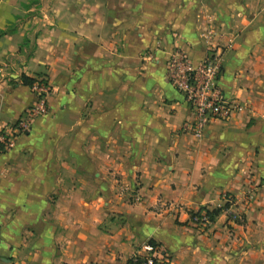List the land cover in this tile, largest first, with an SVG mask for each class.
<instances>
[{
    "label": "crops",
    "instance_id": "0c3cea01",
    "mask_svg": "<svg viewBox=\"0 0 264 264\" xmlns=\"http://www.w3.org/2000/svg\"><path fill=\"white\" fill-rule=\"evenodd\" d=\"M0 31V129L36 101L21 74L51 88L0 152V264H264V0H0ZM175 47L222 54L237 106L200 137ZM228 198L238 220L192 221Z\"/></svg>",
    "mask_w": 264,
    "mask_h": 264
},
{
    "label": "built area",
    "instance_id": "2783aa9c",
    "mask_svg": "<svg viewBox=\"0 0 264 264\" xmlns=\"http://www.w3.org/2000/svg\"><path fill=\"white\" fill-rule=\"evenodd\" d=\"M201 34L210 39L212 30L204 29ZM221 63L222 54L214 49L199 64H195L189 55L178 47L171 48L169 52L166 63L167 75L174 86L184 95L185 101L193 111L194 118L191 121H186L183 126L185 130L195 136L200 137L211 120H225L230 117L237 107L235 103L222 96L219 88L218 75ZM31 88L37 97L33 106L26 110L17 124L7 127L0 133V144L4 145L6 149L10 148L19 133L29 130L36 117L47 111L49 85L35 84ZM225 202L229 203L228 207L224 209L229 220H238L239 214L230 208L233 199L228 198ZM191 218L193 222L202 227L211 223L206 214L195 215ZM159 256L160 252L156 247L147 245L145 255L135 257L133 261L136 264H156Z\"/></svg>",
    "mask_w": 264,
    "mask_h": 264
},
{
    "label": "trees",
    "instance_id": "16d2710c",
    "mask_svg": "<svg viewBox=\"0 0 264 264\" xmlns=\"http://www.w3.org/2000/svg\"><path fill=\"white\" fill-rule=\"evenodd\" d=\"M20 80L23 84L28 85L29 87H32L33 85H42V84H48L47 80L44 78H39V77H29L26 76L25 74H21L20 75ZM49 91H51V88L49 87ZM17 124V123H16ZM15 125V124H14ZM0 148H1V152L5 151L6 148L4 147V145L0 144ZM229 205V203H226L224 206H220V207H216L213 209H207V208H203L201 211L197 212V213H192V216L195 215H203L206 214L209 218V220L212 222L214 221V219L224 211L225 208H227Z\"/></svg>",
    "mask_w": 264,
    "mask_h": 264
},
{
    "label": "rangeland",
    "instance_id": "374dc122",
    "mask_svg": "<svg viewBox=\"0 0 264 264\" xmlns=\"http://www.w3.org/2000/svg\"><path fill=\"white\" fill-rule=\"evenodd\" d=\"M3 31H0V34L2 33ZM32 89V88H31ZM33 91V90H32ZM34 92V91H33ZM35 93V92H34ZM47 104H48V98H47ZM31 127V126H30ZM7 128V126H5V127H3V128H1L0 129V133L2 132V131H5L4 129H6ZM2 264V263H1Z\"/></svg>",
    "mask_w": 264,
    "mask_h": 264
}]
</instances>
